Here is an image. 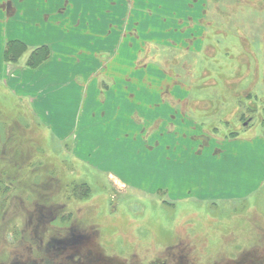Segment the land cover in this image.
Segmentation results:
<instances>
[{"label":"rangeland","instance_id":"rangeland-1","mask_svg":"<svg viewBox=\"0 0 264 264\" xmlns=\"http://www.w3.org/2000/svg\"><path fill=\"white\" fill-rule=\"evenodd\" d=\"M57 3L50 41L73 45L56 51L70 73L161 92L121 104L101 92L59 139L27 96L0 85V264H264V164L246 153L264 147V0ZM75 45L100 51L78 56L85 72ZM33 51L31 69L48 53ZM34 73L29 89L45 80Z\"/></svg>","mask_w":264,"mask_h":264},{"label":"crops","instance_id":"crops-1","mask_svg":"<svg viewBox=\"0 0 264 264\" xmlns=\"http://www.w3.org/2000/svg\"><path fill=\"white\" fill-rule=\"evenodd\" d=\"M57 1L60 0H0V85L7 88L8 90L12 89V91L18 95L27 96L33 116L38 119L39 117L42 118L46 125L51 127L55 137L64 139L72 136L74 131L83 125V120L85 119V106H88L94 101L99 102L98 98L101 92L104 93V96H106V92L110 94V98H107V100L111 99L113 103L118 104L126 103V100H131V98H134L135 96L140 97L143 95H159L161 92L159 88L153 89L148 87H139L134 89L131 88V91H127V88H121L120 90L118 89L121 92H117L115 87L111 86L109 89L103 90L100 88V82L97 76L99 73L98 71L96 74L92 75L78 74L75 73V71L74 73H70L67 69V62H65L63 59L64 57L62 58L61 56L57 55L56 51L69 54L70 50L73 48V45L69 46L67 43L61 42V44L57 45L55 41H50L51 35L55 36L54 33L56 31L60 32V24L65 14V8L61 7ZM6 2L10 4L9 11L4 9V3ZM23 6L27 10V22L23 19L25 14H21L22 11L18 10L17 8H22ZM51 6L57 7L52 9ZM160 11L162 12V10ZM130 18L131 13L128 14V19L126 21L128 22ZM85 21V24L88 25V21ZM108 22L110 23V21ZM262 25L261 29L264 33V19ZM106 30L108 38L112 34V29ZM81 32L85 31L82 29ZM32 37L35 39L37 38L36 40L39 42L36 44L38 46H30L36 45L31 44ZM245 40L246 39H244V41ZM128 41L129 40H127V43ZM10 42H19L25 48L22 54L15 61H5V50L7 43ZM127 43L125 40H123V42L120 41L117 47L123 46L126 50H129L126 48H130ZM202 45L203 43L201 42L200 47ZM40 47H47L49 54L48 58L35 69L27 67L26 60H28L32 55L33 50ZM79 47L80 45L78 47L75 45L74 49L76 50V54L71 55L73 57L72 61L73 64H75L76 69L78 68L79 70H82V72H85L83 71V61H81L78 56L82 57L81 59L90 58L91 62V59H97V55L99 56L100 51L99 49H91L86 51V48L81 47L79 49ZM125 49H123V53H125ZM84 52L85 57L82 56ZM121 54L122 52H119V56L115 57L114 62L119 63V65L124 70V76H121L123 80H125L127 83H130L132 79L130 76L131 73L127 70V74L125 67L127 65L126 62L128 65L131 62L130 59L127 61V58L125 59V56H121ZM263 56L264 52L261 56L264 62ZM89 68L90 66H88L87 70H89ZM33 72H35V75L40 72L38 73L39 76H43L42 79H45L42 81V85L39 82L37 85L30 86L33 87L32 89H34V91L31 88L29 89V86L26 85L22 80ZM19 77L21 78V81H23V84L19 85L20 87L18 86L17 89V87H15V82ZM111 78L115 80L114 77ZM46 80L48 82H46ZM50 82L53 84H50ZM125 86L126 85H124V87ZM262 90H264V74ZM247 91H250L249 93H251L252 90L248 89ZM45 95L47 98L46 100H44L43 97ZM47 95L51 97H48ZM101 102H106V99H102ZM208 105L209 107L211 106L209 102ZM156 106L159 107V109L162 107L160 103H157L155 107ZM168 106L172 105L169 104ZM53 111H56V113L52 114ZM253 139L254 138L251 140ZM251 140L248 139L246 141H249L251 144L253 142ZM253 144H257V142ZM248 151H251L252 154L255 155V157H258V160L262 161L264 164V147H247L246 153H248Z\"/></svg>","mask_w":264,"mask_h":264},{"label":"trees","instance_id":"trees-1","mask_svg":"<svg viewBox=\"0 0 264 264\" xmlns=\"http://www.w3.org/2000/svg\"><path fill=\"white\" fill-rule=\"evenodd\" d=\"M15 45H17V46H21L22 47V51L20 52V53H22L23 51H24V46L22 45V44H20L19 42H10V43H7V47H6V50H5V54H4V56H5V61H15V60H17V58L20 56V54H18V55H16V57L15 58H11V49L13 48V47H15ZM41 48V47H40ZM39 49V48H38ZM45 55L47 56H45V57H39V58H37L36 57V61H39V60H41L42 62H44L47 58H48V56H49V54L48 53H45ZM41 58V59H40ZM32 60H35V51H33V53H32V55L29 57V59H28V63L30 62V61H32Z\"/></svg>","mask_w":264,"mask_h":264},{"label":"flooded vegetation","instance_id":"flooded-vegetation-1","mask_svg":"<svg viewBox=\"0 0 264 264\" xmlns=\"http://www.w3.org/2000/svg\"><path fill=\"white\" fill-rule=\"evenodd\" d=\"M9 8H10V4H8L7 2L4 3V9L9 11Z\"/></svg>","mask_w":264,"mask_h":264}]
</instances>
